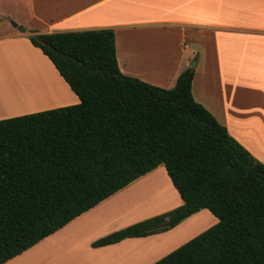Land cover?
Returning a JSON list of instances; mask_svg holds the SVG:
<instances>
[{
  "label": "trees",
  "instance_id": "obj_1",
  "mask_svg": "<svg viewBox=\"0 0 264 264\" xmlns=\"http://www.w3.org/2000/svg\"><path fill=\"white\" fill-rule=\"evenodd\" d=\"M29 39L80 102L0 119V264L161 164L183 204L93 246L207 208L219 221L153 264H264V163L195 100L194 68L172 88L124 74L112 28Z\"/></svg>",
  "mask_w": 264,
  "mask_h": 264
},
{
  "label": "crops",
  "instance_id": "obj_2",
  "mask_svg": "<svg viewBox=\"0 0 264 264\" xmlns=\"http://www.w3.org/2000/svg\"><path fill=\"white\" fill-rule=\"evenodd\" d=\"M100 28L114 29L124 74L172 88L194 68L195 100L264 163V0H0V119L80 102L29 36ZM29 88L35 100H15ZM182 204L161 164L2 264H153L218 218L204 208L166 231L93 242Z\"/></svg>",
  "mask_w": 264,
  "mask_h": 264
},
{
  "label": "bare ground",
  "instance_id": "obj_3",
  "mask_svg": "<svg viewBox=\"0 0 264 264\" xmlns=\"http://www.w3.org/2000/svg\"><path fill=\"white\" fill-rule=\"evenodd\" d=\"M21 81H22V83L24 82L23 80H22V78H21ZM25 81H28L27 79H25ZM31 81V80H30ZM24 83H26V82H24ZM25 85V84H24ZM22 92H23V95L22 94H19V96H15L14 98H15V100H25V101H29V100H31V99H34L35 100V98H37L38 97V95L37 94H35V91H33V90H31L30 88L29 89H24V90H22ZM16 93V92H15ZM37 93V92H36ZM37 95V96H36ZM20 104V103H19Z\"/></svg>",
  "mask_w": 264,
  "mask_h": 264
},
{
  "label": "water",
  "instance_id": "obj_4",
  "mask_svg": "<svg viewBox=\"0 0 264 264\" xmlns=\"http://www.w3.org/2000/svg\"><path fill=\"white\" fill-rule=\"evenodd\" d=\"M13 25H15L21 31H25L26 30L24 27L18 26L16 23H13ZM168 224H169L168 222H164L160 226L164 227V226H168Z\"/></svg>",
  "mask_w": 264,
  "mask_h": 264
},
{
  "label": "rangeland",
  "instance_id": "obj_5",
  "mask_svg": "<svg viewBox=\"0 0 264 264\" xmlns=\"http://www.w3.org/2000/svg\"><path fill=\"white\" fill-rule=\"evenodd\" d=\"M191 64H192V65H194V64H195V59H193V60H192Z\"/></svg>",
  "mask_w": 264,
  "mask_h": 264
}]
</instances>
